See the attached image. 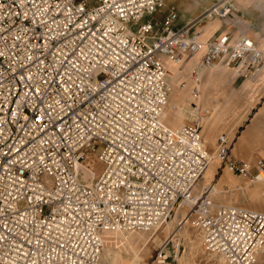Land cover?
Masks as SVG:
<instances>
[{"label":"built area","instance_id":"built-area-1","mask_svg":"<svg viewBox=\"0 0 264 264\" xmlns=\"http://www.w3.org/2000/svg\"><path fill=\"white\" fill-rule=\"evenodd\" d=\"M234 1L182 28L170 12L159 32L143 20L165 0H0V264H111L106 232L150 231L182 202L207 253L257 263L264 212L196 198L210 162L202 122L173 130L161 121L165 58L181 66L200 54L199 71L222 64L241 78L261 71L248 37L205 43L192 33L235 12ZM233 146L219 137L221 170L264 183V159L237 160ZM96 161L105 168L92 178ZM171 243L180 249L168 239L158 262Z\"/></svg>","mask_w":264,"mask_h":264},{"label":"rangeland","instance_id":"rangeland-1","mask_svg":"<svg viewBox=\"0 0 264 264\" xmlns=\"http://www.w3.org/2000/svg\"><path fill=\"white\" fill-rule=\"evenodd\" d=\"M165 17L166 10H161L153 16H147L143 22L151 21L156 23L163 21ZM263 68L264 63L261 71ZM171 69L175 76H168L167 83L171 87V91L164 123L176 128L183 124L201 121L202 135L210 153L209 169L205 176L196 184L197 187L195 186L196 189L194 188L195 195L199 196L206 193L205 197L208 198L213 206H236L264 212V206L262 208L253 206L259 202L264 204V198L262 197L264 183L251 182L248 178L236 176L228 169L222 171L216 151L217 139L221 135L226 134L234 139V149L235 143L243 135L244 131L252 129L256 123L255 114L261 107L264 110V83H261L263 80L253 91L250 90L253 84V75L248 78L238 77L234 69L225 67L222 64L216 70L207 68L199 71L198 66H195L194 70L191 71V68L184 65L180 72L176 65L173 66V64ZM241 83L243 84L240 86ZM193 88L199 90L198 99L190 95ZM255 138L245 145L249 156L244 159H247L246 162L252 165L257 162L255 159H258L255 155V146L261 145L264 147V119L257 125ZM254 140L259 143H253ZM104 168L105 165L99 161L92 165L91 169L95 174V178L102 174ZM221 177L223 178L222 181L220 180ZM225 178H230V183L225 184ZM207 186L212 188L204 190ZM189 212L190 208L186 207L179 215L175 213L171 221L150 231L112 232L115 234L114 237L118 243L117 249H113V252H110L104 241V259L111 264H160L158 263L160 261L158 259L160 250L167 239L174 234V230L177 229L180 222L175 217L178 216L181 219ZM190 219L186 233L189 238H192V241L187 242L180 232L173 240V243L180 244L181 247L178 250L171 243L165 251L169 255V259L164 264H224L221 257L205 251L201 235L192 226L193 219ZM127 237L130 238L126 239ZM132 240L136 242L135 245L126 243ZM146 250L152 251L148 253ZM256 264H264V255L258 257Z\"/></svg>","mask_w":264,"mask_h":264},{"label":"crops","instance_id":"crops-1","mask_svg":"<svg viewBox=\"0 0 264 264\" xmlns=\"http://www.w3.org/2000/svg\"><path fill=\"white\" fill-rule=\"evenodd\" d=\"M217 1L218 0H165V5L162 8V10L163 11L166 10V16L170 12H176L178 14L176 27L182 28L189 23L195 22L203 14L204 11H206L208 8L213 6ZM233 5L234 8L236 9L235 12L230 13L224 20L215 19L211 21H204L199 25H197L193 29L192 33L195 32L200 33L201 40L205 43L212 42L216 40L219 36L226 34L230 36L233 43H235L241 36H246L249 39H251L253 42H255L258 47H262L263 49L264 48V0H235L233 2ZM161 23L162 21L154 23L155 29L158 30L159 32L161 31ZM200 57L201 55L199 54L193 59L187 60L181 66L176 65V67L181 72V68L184 65H186V67L191 68L192 69L191 71H193L195 66L199 65ZM164 62L167 68L169 69V76L170 77L175 76L173 70L171 69L172 64L167 60V58L164 59ZM238 77L240 76L238 75ZM262 80L263 82H261ZM260 82L264 83V68L260 74L257 73L254 76L252 81L253 84L251 85L250 90L254 91L255 88L259 86ZM243 83H241L240 86ZM263 114H264V110L261 107L259 111L255 114L257 120L256 123L253 125L252 129L248 131H244L243 135L240 136L239 140L235 143V148L233 149V152L235 153V154L233 153V157L235 159L247 161V159L244 158L249 156V152L245 149V145L251 139L255 138L257 125H259V122H261V120L264 119ZM188 124H183L180 127H176V128L179 129L182 126ZM173 130H177V129H173ZM253 143L258 144L259 142L257 140H254ZM254 150H255V155L258 157V159H255V161L264 159L263 146L256 145ZM222 177L220 179L221 181L223 180ZM225 180H226L225 184L230 183L231 181L230 178L228 179L225 178ZM253 206L256 208H262L264 204L262 202H259L257 205H253ZM114 235L115 234L112 232H107L103 235V241H105L106 247L109 249L110 252H113V249H117V245H118ZM126 243L129 245H135L136 242L132 240ZM135 255L138 256L137 253H135Z\"/></svg>","mask_w":264,"mask_h":264},{"label":"bare ground","instance_id":"bare-ground-1","mask_svg":"<svg viewBox=\"0 0 264 264\" xmlns=\"http://www.w3.org/2000/svg\"><path fill=\"white\" fill-rule=\"evenodd\" d=\"M260 48V47H259ZM260 50L264 53V50H262V48H260ZM219 66V65H218ZM218 66H216V67H212L210 70H216V68L218 67ZM196 90H198L197 88H194L192 91H191V95H194V94H196L197 92H196ZM168 104H169V101H168ZM167 108H168V105H167V107H166V109H165V111H164V113H163V115H162V118H161V121L164 123V118H165V114H166V110H167ZM165 124V123H164ZM172 128V127H171ZM173 129H178V128H173ZM209 166H210V162H209V165H208V167H207V169H206V171H205V173L203 174V176H202V178L205 176V174L207 173V171H208V169H209ZM88 170L89 171H91L93 174H92V178H95V174H94V172H93V170L92 169H90V168H88ZM210 171V170H209ZM201 178V179H202ZM200 179V180H201ZM197 187V186H196ZM196 187H195V189H196ZM210 188H212V187H210V186H207L206 188H204V190L205 189H210ZM203 190V189H202ZM206 194V193H205ZM205 194L203 193V194H201V195H199V196H197V195H195L196 196V198H204L205 197ZM190 208V210H192V208H193V206H192V204H189V203H187V202H182L181 204H180V206L178 207V208H176L175 209V213L176 214H178L179 215V213L183 210V209H185V208ZM175 216V215H174ZM174 216H172V218H171V220L173 219V217ZM176 219L178 218V221H180L179 222V224H178V226H177V229H175L174 230V234L172 235V236H170L168 239H175L176 238V236L177 235H179L180 234V232H181V234H182V236L184 237V239L187 241V242H191L192 241V238H189V236H188V234L186 233V230H187V225H189V222H190V213L189 214H187L185 217H181V219L178 217V216H176L175 217ZM171 220H168V221H171ZM168 221H164V222H162V223H160V224H157L154 228H158L159 226H162V225H164L165 223H167ZM111 232H117V231H111ZM107 233V232H106ZM122 233V232H121ZM130 237H127L126 239H129ZM167 239V240H168ZM104 242V241H103ZM178 245V244H177ZM152 250H148V252H151ZM216 256H218V255H216ZM219 257H221V256H219ZM222 258V260L224 261V264H225V260H224V258L223 257H221ZM157 263V262H156ZM158 263H160V264H164V262H158ZM166 263V262H165Z\"/></svg>","mask_w":264,"mask_h":264}]
</instances>
